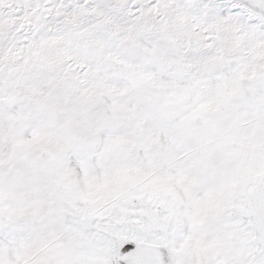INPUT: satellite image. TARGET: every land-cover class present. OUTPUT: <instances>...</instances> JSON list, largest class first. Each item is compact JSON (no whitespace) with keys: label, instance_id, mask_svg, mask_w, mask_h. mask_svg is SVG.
Here are the masks:
<instances>
[{"label":"snow or ice","instance_id":"obj_1","mask_svg":"<svg viewBox=\"0 0 264 264\" xmlns=\"http://www.w3.org/2000/svg\"><path fill=\"white\" fill-rule=\"evenodd\" d=\"M0 264H264V0H0Z\"/></svg>","mask_w":264,"mask_h":264}]
</instances>
